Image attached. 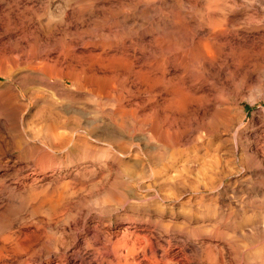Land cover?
Here are the masks:
<instances>
[{
    "label": "rangeland",
    "instance_id": "374dc122",
    "mask_svg": "<svg viewBox=\"0 0 264 264\" xmlns=\"http://www.w3.org/2000/svg\"><path fill=\"white\" fill-rule=\"evenodd\" d=\"M80 1L28 0L30 8L24 14L44 23L52 11L58 15L63 4L69 10V6L95 0ZM198 1L181 0L182 14L189 23L186 31L156 29L149 36H176L179 40H174L179 42L181 35L185 49L190 35L201 36L194 30V21L206 14L210 3L216 8L218 26L239 38L231 46L217 42L221 51L217 50L221 54L215 64L217 78L207 81L213 88L202 81L205 87L195 89L200 80L192 85L194 79L189 75L183 84L189 86L190 93L196 90L195 96L202 95L210 103L188 101L186 107L184 104L174 112L165 110L161 103L170 98L164 91L167 84H156L153 73L147 74L144 84L130 74L124 75L129 86L136 83L130 89L139 96L130 102L137 109L135 117L157 110L154 117L161 126L135 122L136 126L131 121L134 126L127 127L122 138L107 135L108 139L104 134L100 138V131L92 124L76 120L70 123L63 92L42 84L17 85L13 77L10 83L18 88L19 121L6 112L9 106L0 109V254L11 249L15 258L27 259V264H264V45L259 43L264 35V6L257 0ZM96 7L97 13L91 12V18L83 15L84 20L88 18L87 26L70 24L76 15L67 17L64 25H70L58 29L61 32L56 37L77 42L83 28L90 27L98 16L101 19ZM135 12L131 18H140V10ZM148 13L153 15L154 11ZM144 20L140 18L137 23L148 29ZM122 34L130 37L122 32L111 37L119 39ZM149 36L145 42H135L133 49L128 38L124 42L128 52L138 57L137 66L149 53L159 56L158 50L147 47ZM241 36L244 42H240ZM54 48L51 56L61 50ZM67 57L68 61L72 59L68 54ZM178 72L181 74L180 70L174 71L168 77L176 80ZM72 82L66 77L63 86L73 89L71 94L77 99L73 110H88L84 115L89 120L95 115L91 109L108 112L114 107L105 94L89 96ZM3 85L5 82L0 83V92ZM31 89L39 90L34 95ZM214 93L221 94L229 108L224 121L215 125L210 122L215 113L211 106ZM54 108L61 111L65 121L57 125L59 131L54 132L58 137L50 141L41 136L46 122L42 120ZM164 124H170V128L166 125L162 129ZM65 125L73 128L69 130ZM159 129H168L175 139L168 142ZM129 247L135 249L128 250ZM130 250L135 254H128L124 260Z\"/></svg>",
    "mask_w": 264,
    "mask_h": 264
},
{
    "label": "bare ground",
    "instance_id": "6f19581e",
    "mask_svg": "<svg viewBox=\"0 0 264 264\" xmlns=\"http://www.w3.org/2000/svg\"><path fill=\"white\" fill-rule=\"evenodd\" d=\"M54 1H58V0H54ZM195 1L197 3V0ZM257 1L259 4L264 6V0H257ZM80 2L81 1L79 0V3ZM27 4H28V0H0V11H1L0 12V83L5 82V85H3V89L0 92V106H1L0 109H2V107L8 108L9 106L10 108H8L9 110L6 109V112L9 111L8 113L10 116H12L11 118L12 119L14 118L16 122L19 121L18 109H17L18 107L16 105V100H17V97L19 96L17 94L18 88L13 83H10L13 77L14 78L16 77V79H13V80L16 82L15 84L17 85L22 84L23 86H25V85L36 84L37 86L34 85L36 87H38L41 84L44 86L46 85L48 87H53L57 91H61L64 93L65 97L68 100V102L65 101L67 103V110L66 109L65 110L66 112L68 111L67 114L66 113L65 114L67 115L69 119H72L70 123L74 122L73 120H76V122L78 123L83 121L84 125L85 124L88 125V123L92 124L95 128H97L100 131V133H98L99 136L100 134H104L106 136L111 135L113 137H118L120 139L123 136H125L124 133L126 132L125 131L126 128L136 125L135 122L136 123L146 122L147 124H150V125L156 124V120H155L156 118L154 116L156 115L157 110L156 111L154 110L153 113L150 112L151 114L138 119L137 117H135V113H137L136 112L137 109L135 107L133 108L134 104L130 103L132 98H135V96H138V94L131 93L130 91L131 87L134 85L135 81H138L144 84L146 77L149 76V75L147 76L148 73L149 74L153 73L154 75H156L157 77V81H155L156 84L162 85V87H164L163 84L164 85L167 84L166 85L167 90L164 87L165 89L164 91H165V94L170 96V98L168 97L166 100H164L163 102L164 104L161 103V107L163 109L165 108V110H167L166 108H169L168 110L172 109V112H174L173 109L174 110L180 109L188 101H193L194 104L198 103L199 105H201L200 100H204L205 98L203 99L202 95L195 96L194 95L196 91L195 89L204 88L205 86L203 87L204 85L203 82H206L207 85H212V84H209L208 82L210 80L214 81L217 78L218 70H217V67H215V64H216V59L218 60V57L221 55L217 53V50L220 47L219 45L220 43L218 44L217 42L222 41L223 42V43L221 42L222 44L225 43L226 46H231L232 43L235 42V38H239L237 37L238 35H235V33H232L231 31L225 30L221 28L220 26H218V23L220 21L218 22L219 18L216 15L217 14L216 8H212L211 3L210 5H208L206 14L203 15L200 19L194 21L195 22L194 30L198 34H201V36L199 35L191 36L190 35L188 39L190 41V44L185 46V49L182 47L183 45H181V42H180L183 39H181V35L178 33L176 34L180 35L179 42H177L179 39L176 38V36L175 37L173 36L172 38L168 34H166V37L168 35L173 40L172 39L170 40L169 37L166 39H164L163 37H157V36H154L151 38L153 32L156 29L158 30V29L172 28L176 32L186 31L185 30L187 29L186 26L189 23H187L184 15L182 14L181 0H125V1L95 0L94 2L82 1V3L79 4L78 6L70 7L68 5L70 8L69 10H67L68 8L65 10V7L67 6V4L62 3L63 5L60 7L61 8L64 7V9L61 11H59L60 10L59 9L58 15H56V13H53L52 11L47 16L48 18L46 17V20L45 19H44L45 21L43 20L44 23H41L40 19H39L40 21L39 22V21H34L32 17H29V18L26 17L24 13L27 12V10H29L30 8V7H27ZM99 4H101L102 6ZM106 4H108L109 6H107ZM97 5L99 6L96 7ZM105 5L106 7H104ZM163 5H167V6H163ZM94 7L98 9L97 11L99 12L100 16L102 15L101 19L98 16V19L94 21L92 20V23L90 21L91 26L83 28L85 29L84 31L83 29H80L78 27V29H80L78 31L82 30L83 33L77 42H74L73 44L72 42L69 41V39H67L66 41L64 38L60 39L56 37V34L61 32L57 30L63 26L70 25L71 22H75L78 26H80L81 24L83 26L85 21L88 20L87 17H86V20H84L83 17L85 16V14H88L91 18L90 13L95 11ZM135 9L140 10L139 16L140 18L145 19L144 21H146V25H148L149 30L147 28H144L145 26L143 25H142L143 28L142 26L140 27L141 24L139 23L140 24L139 25L137 23V20L140 19L138 16L131 18L132 13L135 14L137 12V11L135 12ZM163 9H167V11L163 12ZM6 11H10V12L5 13ZM128 11H131V12H128ZM151 11H154V14L147 15V13L149 12L148 14H150ZM93 13H97V12L95 11ZM156 13L158 14L156 15ZM42 15L44 16L45 14H42ZM75 15L77 16L78 19H75L76 17ZM67 17L69 18L73 17L75 20L70 18L71 19L70 24L64 25L65 21L63 22V20ZM37 18L38 16L36 17V19ZM69 18L67 19L69 20ZM84 25L87 26L88 24L86 25L85 23ZM43 27H46V29H44ZM97 31L99 32L105 31L106 33L97 34L96 33ZM150 31H152V34H150ZM119 32L120 34L121 32L126 33L127 35L129 34L130 37L126 36L125 34H122V37L119 35L120 36V38L118 36L119 39H114L113 37H111V36H115L119 34ZM158 32L156 31L157 34ZM149 34L151 36H149ZM169 34H171L170 31H169ZM147 35L149 36V39L150 38L151 39L149 41L147 40L148 43L146 41L148 45L146 46L149 47L150 49L155 48L156 50H158L157 53H159V56L149 53L148 57H144V60L142 61L140 66H137L138 57L128 52L129 50H127L126 48L127 45L124 44V42H126V39L128 38L131 41L130 43L133 49L135 42L136 43L137 42L139 43L141 41L145 42L144 40L146 39ZM89 37L93 39L91 40L89 39ZM260 37L261 38H259L260 39L259 43H262L264 45V35ZM241 38L243 37L241 36ZM244 38L240 39V42H244L245 41ZM174 39L175 40L178 39V40L175 41ZM69 42L72 43V45ZM54 46H57V48H61V50H59L58 52L56 51L57 55L55 54L54 56H51L53 49H55ZM219 52L221 53V51ZM142 53H144L143 55H145L147 52H142ZM67 54L72 58L70 61L67 60L68 58ZM130 57H131V60L129 59ZM203 63L206 64V67H202ZM221 67H223V65ZM224 67L226 66L224 65ZM218 68L220 67L218 66ZM177 69L181 71V74L178 72L180 75H178L177 79L173 80L171 76L169 78L168 74L170 72L179 71ZM221 71H224V70H221ZM219 72H220V69H219ZM126 74H130L135 79V81L131 82V86H129L124 79V75ZM188 75L189 77L194 79L193 81L190 80L191 81L190 84H192V82L195 83L196 79H198V81L200 80L199 87L196 86V88L194 89L195 91L193 93H190L189 92L190 90L187 89L189 87L188 86L189 83H187L186 85L188 87L184 86L185 77H187ZM66 77L71 79L74 82V84L76 85V89L77 87L83 89L84 93L88 94L89 96L102 97L101 94H105V97L108 98L107 100L111 99L113 101L114 107L112 109H109L108 112H102V111H99L98 109H91L92 113H94L95 115L92 116L90 120L87 118V116H85L87 115L86 111L88 110L84 111L82 108V110L76 109L78 111H74L73 110L74 107H72V105L76 102L75 101L76 97H74V95L71 94L73 89L71 90L70 88H65L63 86V81H64V78ZM187 81H189V79ZM156 84H154V86H157ZM150 86L152 85L150 84ZM20 87L22 86L20 85ZM211 87L213 88V85L210 86V88ZM148 88L150 89L152 87H148ZM149 89L147 91H150ZM38 90L37 89L32 90V94L36 95ZM205 92L207 93V89L205 90ZM202 93L204 92L202 91ZM220 95H216L214 93L213 95L215 96L214 101H212L213 103L211 104L212 108H214L215 110L213 112L215 113H212L213 115L211 116L210 122L214 125L221 123L222 120L224 121V117H227L225 114L227 113V110L229 109L226 106L227 103L226 104L224 103L225 102L224 100L226 99L222 98ZM210 98L213 99L212 96ZM97 99L98 98H96V101ZM204 101H208L207 103L205 102L204 105L210 103L207 98ZM109 104L111 105L112 103H109ZM135 106H138V105L135 104ZM186 106L187 105L185 104V107ZM79 107L81 106H78V108ZM55 108L51 109L53 111H50L49 113H47V115L45 114L46 118L42 120V121L46 120V122H45V125L43 124L45 128L43 127L44 132L42 131L41 136L44 139L46 138L50 141L58 137L54 131L58 130L57 128L59 127H57V125L59 123H64L65 121V119H63L64 116L61 113V111L59 109H58L59 111H55ZM91 108H93V106ZM131 121L134 122V125ZM165 122H166V119H165ZM158 123H161V122L159 121ZM158 123L156 125H160ZM167 123H168V119H167ZM169 123L171 124V121ZM166 125L167 124H164L162 129ZM168 125L167 127L170 128V126ZM17 126H19V124ZM62 126L63 125H61V129H62ZM152 127L155 128L154 126H151V128ZM71 128L73 127L71 126ZM67 129H69V127ZM129 129L131 130V128ZM64 134L65 133H63V136ZM161 134L163 135V138L167 141L175 139V134L169 133L168 129L162 130ZM18 136L20 138L21 134L17 133L16 137ZM22 136H23V133H22ZM33 136H37V135H35L34 133ZM38 136L40 137V135ZM4 245L6 246V244ZM13 245H16V244L14 243ZM10 247L12 246L10 245ZM13 248L15 249L14 246ZM132 248L129 247L128 250L129 249L132 250ZM131 250L126 253L127 256L124 257V260L128 259L129 257L128 254L132 255L135 252L134 250V252L132 251L133 252L132 253ZM6 251L8 250L6 249ZM10 251L11 249L9 250V252H6L5 254L3 253L4 255H2V253L0 254L2 255L0 256V264H11L13 262L14 263L16 262L17 264H27L28 263L27 259H24V258L18 260L17 258H15L17 255L14 254L13 250L11 251L12 253H10ZM13 257L14 259H12ZM168 264H170V262Z\"/></svg>",
    "mask_w": 264,
    "mask_h": 264
}]
</instances>
